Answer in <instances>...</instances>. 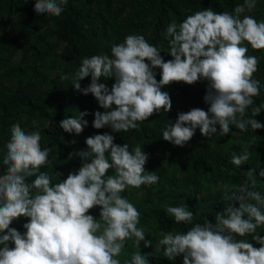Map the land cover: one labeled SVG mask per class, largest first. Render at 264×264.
Returning <instances> with one entry per match:
<instances>
[{
  "label": "clouds",
  "instance_id": "9594fccd",
  "mask_svg": "<svg viewBox=\"0 0 264 264\" xmlns=\"http://www.w3.org/2000/svg\"><path fill=\"white\" fill-rule=\"evenodd\" d=\"M67 3L34 0V12L59 17ZM256 6L257 0H244L232 13L207 8L179 24L171 22L166 35L172 59L167 62L161 51L139 34L127 35L122 43L113 45L110 56L84 58L72 86L85 96L91 94L105 110L94 113L92 127L107 126L115 133L138 129L153 114L171 110L163 86L206 80L203 102L209 105L208 110L193 108L178 114L176 122H168L163 130L164 141L184 147L197 128L207 138L217 134V127L221 136L230 132L231 125L241 131L249 126L254 131L264 129L254 118L264 104L253 106L260 95V81L254 78L259 58L248 54L249 47L264 50V20L245 14ZM156 68L161 70L159 82L153 71ZM89 76L90 84L82 89L80 81ZM60 79L68 76L62 74ZM101 79L115 82L109 90L98 82ZM249 109L250 117L245 119ZM87 115V111L79 112L62 120L59 127L79 135L88 126ZM10 132L3 159L6 170L0 175V264H121L119 257L126 242L134 240L138 247L145 240L144 229L138 227L140 212L121 195L126 189L159 181L155 172H145L149 156L140 145L130 151L126 143L115 144L109 133L88 137L87 150L76 153L82 161L78 172L53 185L48 173L40 171L50 163L53 148H42L40 132L28 133L18 123ZM251 143L241 154H232V165L239 168L246 164ZM109 169L114 175H107ZM243 174L246 178L239 185H219L226 204L216 213L214 224L204 219L186 233L161 232L158 243L169 261L182 256L183 264H264V237L256 232L264 226V195L256 190L255 179L257 175L264 178V168L258 172L250 168ZM31 177L35 179L29 183ZM96 207L100 208L99 219L88 214ZM165 209L176 223H193V212L185 204L165 205ZM22 217L28 218L24 234L10 228ZM249 235L259 248L242 239ZM150 246L151 241L144 243L145 248ZM124 264H149V260L137 251Z\"/></svg>",
  "mask_w": 264,
  "mask_h": 264
},
{
  "label": "trees",
  "instance_id": "16d2710c",
  "mask_svg": "<svg viewBox=\"0 0 264 264\" xmlns=\"http://www.w3.org/2000/svg\"><path fill=\"white\" fill-rule=\"evenodd\" d=\"M244 0H68L64 12L59 17L49 14H35L34 0H0V175L6 170L3 164L5 145L11 137V126L20 124L28 133L39 131L41 147L52 149L46 164L40 169L51 178L53 185L62 182L70 173H77L82 161L76 153L87 150L85 140L98 134L109 133L115 137L114 143L129 145L132 151L140 145L149 159L144 166L146 173L155 172L159 176L157 184L129 188L121 195L133 203L140 212L138 227L145 231L144 241L139 246L128 240L119 259L121 264L130 261L133 253L140 251L147 256L149 264H183V257L169 261L164 255L161 232L186 233L196 223L208 219L215 223V215L225 207L223 191L219 185L227 183L239 185L244 172L254 168L257 172L264 168V129L241 131L234 125L230 132L211 138L195 130L192 139L178 147L164 141L163 130L176 122L180 113L193 108L208 110L203 102L208 82L199 80L192 85L171 83L163 86L171 99V110L153 114L138 129L115 133L109 127L94 129V113L104 112L95 98L83 95L72 86V79L84 58L94 55H111V48L122 43L127 35L139 34L161 52L165 62L171 60L167 26L175 21L181 23L197 11L211 8L214 11L232 13ZM257 21L264 20V0H257L251 13ZM247 46V45H245ZM249 55L259 58L258 70L254 78L260 81V95L254 98V105L264 104V50H253ZM155 79L160 80L161 70L153 69ZM68 76L61 80V75ZM91 77L80 81L86 88ZM111 89L113 79H101ZM87 111L84 117L88 126L79 135L66 133L59 127L62 120ZM249 115L245 119L250 117ZM264 124V109L254 117ZM35 121V124L33 123ZM251 141V153L246 164L239 168L230 163L232 154H241L243 147ZM72 158L69 159V155ZM90 162V161H89ZM56 174H60L56 176ZM108 176L114 175L109 169ZM35 177L28 178L31 183ZM256 190L264 195V178L255 177ZM138 193H143L139 195ZM185 206L193 212V223H176L166 213L167 206ZM99 219L100 208L89 211ZM28 218H19L10 228L21 234ZM257 235L264 237V226L257 228ZM237 239H241L237 237ZM242 239L259 248L260 245L246 236ZM151 241L145 248L144 243ZM13 245L9 244V247ZM0 247H3L0 245Z\"/></svg>",
  "mask_w": 264,
  "mask_h": 264
},
{
  "label": "rangeland",
  "instance_id": "374dc122",
  "mask_svg": "<svg viewBox=\"0 0 264 264\" xmlns=\"http://www.w3.org/2000/svg\"><path fill=\"white\" fill-rule=\"evenodd\" d=\"M2 25V23H0V26ZM0 80H2V79H0ZM145 237H147V235H145ZM130 241V240H129Z\"/></svg>",
  "mask_w": 264,
  "mask_h": 264
}]
</instances>
